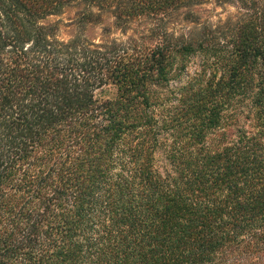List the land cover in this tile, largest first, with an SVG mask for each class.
Wrapping results in <instances>:
<instances>
[{"label": "trees", "instance_id": "1", "mask_svg": "<svg viewBox=\"0 0 264 264\" xmlns=\"http://www.w3.org/2000/svg\"><path fill=\"white\" fill-rule=\"evenodd\" d=\"M0 264H264V0H0Z\"/></svg>", "mask_w": 264, "mask_h": 264}, {"label": "rangeland", "instance_id": "2", "mask_svg": "<svg viewBox=\"0 0 264 264\" xmlns=\"http://www.w3.org/2000/svg\"><path fill=\"white\" fill-rule=\"evenodd\" d=\"M83 6L76 8L67 7L63 14L50 19L51 22H61V38L68 40L81 36L88 41L100 42L102 39L109 37L106 34L107 31L112 32L113 39H123L121 31L116 28L115 18L111 14H105L100 24L87 25L84 30L79 27L78 16L84 11ZM193 12L201 17L202 22H208L212 25H217L221 21H227L228 18L236 14L234 5H219L216 2H208L203 5L193 8ZM185 11L179 12L173 21L171 22L169 29L170 32H176L177 34L187 33L190 28H193V24L185 19ZM150 23H143L141 27L135 25L133 30L129 32L128 36L135 35L136 32H143L145 28H149Z\"/></svg>", "mask_w": 264, "mask_h": 264}]
</instances>
